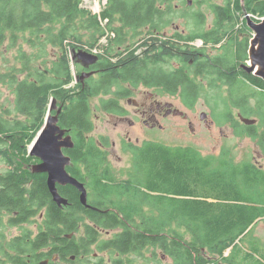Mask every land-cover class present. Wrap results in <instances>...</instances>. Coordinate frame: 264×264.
Returning <instances> with one entry per match:
<instances>
[{"label": "trees", "instance_id": "16d2710c", "mask_svg": "<svg viewBox=\"0 0 264 264\" xmlns=\"http://www.w3.org/2000/svg\"><path fill=\"white\" fill-rule=\"evenodd\" d=\"M222 1L211 5L217 20L212 32H221L228 26L233 29L229 33L232 38L223 47L225 54L205 60L197 58L193 66L181 56L183 52L194 53L188 43L196 40L206 43L205 21L199 12H194L190 15L195 20L190 26V34L175 31L173 39H167L166 30L176 21V13L180 14L176 0H107L100 15L84 9V0H0V46L6 41L7 32H31L38 38L40 51L44 44L39 38L47 36L50 38L46 44L62 47L65 51L64 46L69 43L74 52L83 42L80 30L87 32L86 43L90 47L97 44L106 31L115 33L117 38L114 39L113 50L123 47L125 51L122 54L126 58H138L136 52L148 46L157 59V66L145 63L141 57V62L134 66L141 75L150 72L157 76L161 91L179 94L189 108L196 105L204 81L211 89H228L230 102L224 101L228 110L227 121L232 123L237 134L257 140L264 155V130L259 128L264 125V81L241 68L249 61L252 36L247 22H240L245 10L248 14L264 18V0ZM180 17L186 18L187 15ZM100 19L109 20L108 29L101 25ZM57 24L60 26L52 29ZM241 24L243 26L239 28ZM158 41L163 45L154 48ZM135 44L138 47L132 48ZM23 56L26 57L25 54ZM172 59L182 62L181 68L173 69V73L167 65ZM29 61L32 64L35 59L30 56ZM102 66L110 64L104 62ZM27 68L26 78L11 81L15 112L24 119L11 120L4 111L0 113V144L6 146L0 152L10 165L0 173V211L27 212L28 217L44 213L47 246L50 239L65 237L74 228L73 212L80 211L82 205L71 189L73 187H58L60 194L69 202L67 207L59 208L49 192L46 174H33L22 166L11 165L17 163L12 159L14 154H20L25 165L39 162L29 155L28 147L42 129L51 100L55 99L62 107L60 126L69 130L74 141V149L68 153L74 163L70 172L81 180L83 177L78 172L85 170V178L92 181L89 186L95 202L104 199L106 203L115 205L144 237L160 232L173 235L175 241L178 240V243L174 242L173 255L177 256L182 251V243L188 244L189 264H195L193 253L213 254L217 260L225 262L237 257L239 264H261L244 250L242 237L251 235L257 220L264 217L263 166L251 161L236 162L227 153L204 155L192 146L145 142L129 148L133 168L129 170L127 179L122 184L105 182L115 180L116 176L109 166L106 167L108 160L104 147L89 136L94 130L89 97L110 93L116 77L125 78L133 66L123 70L111 68L104 72L105 77L85 90L77 84L72 85L74 78H79V72L76 66L74 77L72 60L66 51H61L58 60L45 71L39 67L32 68L29 63L25 64ZM251 98H257V109L251 106ZM103 105L110 112L116 108L114 100ZM233 108L238 109L243 117L259 115L260 125H241L233 118ZM133 195L140 197L139 204L148 210L145 212L141 208L143 215L138 221L124 211V206L132 205L127 200ZM111 245L116 251L121 250L118 237L111 241ZM250 248L264 259V253L256 246ZM228 250L231 253L226 258ZM208 262L209 259H205L201 264Z\"/></svg>", "mask_w": 264, "mask_h": 264}, {"label": "flooded vegetation", "instance_id": "af4514ba", "mask_svg": "<svg viewBox=\"0 0 264 264\" xmlns=\"http://www.w3.org/2000/svg\"><path fill=\"white\" fill-rule=\"evenodd\" d=\"M216 4L219 3L216 2ZM216 21V16L213 15L209 28L204 30L206 43L203 44L207 47L212 46L219 48L221 52L215 56H222L225 54L223 47L227 45L232 38L229 33L233 32V29L228 26L226 29L223 28L221 32H212ZM174 25L175 23L173 21L171 28ZM234 32L236 33V30ZM173 35L174 32L172 35L169 34L167 38L172 40ZM115 38L117 37L114 33L111 37L112 44H114ZM196 41L203 42L201 40ZM190 43L187 44L189 47H191ZM95 45L96 44H94V46ZM161 45H163V43L158 41L153 47L157 48ZM145 48H147V50L144 52L142 50L136 52L138 58L135 59L133 57L126 58L125 54H122V52L125 51L123 47H119L118 51H114L112 48H107L106 51H98L97 54H93V56L96 57V62L93 65H83L79 61L73 59L72 62L77 66L80 76L78 80H76V84L80 86L82 90H85L87 86L93 85V82H97L102 77H105V71L111 68H122L123 70L124 68H129V66H133L134 68L135 65L141 62V57H143L145 63H151L157 66V59L150 50L151 48L148 46ZM169 48L171 47L169 46ZM155 53L156 51L154 54ZM182 54L183 56L181 57H185L190 66L195 64L197 58L205 60L213 57L211 54H205L199 50H194V53L183 52ZM104 62H108L110 66L103 67L102 64ZM181 63L179 62L177 66L169 67V71L173 73V69H180L182 66ZM241 68L245 71L242 65ZM90 73V77H85L84 80L82 79V74L87 75ZM115 80L116 81L110 87V93L89 97L90 118L92 119L91 100L93 98H98L100 102L101 98L100 105L102 111L108 120L116 122V131L119 130V133L124 135V139H128H126L127 143H133L131 135L137 134L139 130L145 133H147V130L163 132L165 130L163 121L183 118L190 126L192 125L193 119L189 114L183 111L184 115L174 114V110L178 109L176 103L166 100L161 94V89L157 85V76L152 75L150 72L141 75L137 68H134L128 70L125 78L118 76ZM204 84L209 86L207 81H204ZM167 95L172 97L175 96L171 94ZM111 100L116 102V108L112 112L103 108V104ZM58 107L61 106L58 105ZM186 108L191 109L187 106ZM52 114H55V112H52ZM60 117L61 116H59V122ZM203 124L207 127L211 125V123L205 119L203 120ZM61 128L66 129L63 127ZM69 133H67V135ZM104 137L107 136L102 135L100 139H97V143L99 146L104 147V151H107L108 147L103 141ZM136 141L138 144L133 143L134 147H138L145 142H151L140 140V138H137ZM113 145L115 146V144ZM73 149L74 147L72 149H64V152L67 156L71 157L68 153ZM73 164L71 158V164L67 168L70 175H72L70 170L74 168ZM107 166L110 167L116 178L115 180L112 179L105 182L111 184L118 182L122 184L124 178L119 177V171H116L108 163L106 164V167ZM28 168L29 167H25L27 170ZM78 175L83 177L79 181L83 183L87 189L88 204L91 207H86L80 202L82 209L80 211L74 210L73 212L74 228L72 232L66 234L65 237H53L52 240H49L48 246L46 245L44 237L46 232L44 213H35L34 217H28L29 214L27 212L0 211V264H178L179 260H181V264H189L190 249L188 244L182 243V251L176 256L173 255L175 249L174 242L178 243V240L175 241L173 235L160 232L149 233L146 234L145 237L142 236L135 228L134 224L129 223L121 210L116 208L115 205L106 203L104 199H99L95 202V197L91 195L89 186L92 181L85 178V170L79 171ZM64 188L71 187L65 186ZM71 189L80 201V191L74 187ZM136 196L137 195L128 197L127 201L128 203H132V205L124 206V211L131 216L132 219L138 221L139 217L143 215V211H141L143 206L139 204L141 198ZM143 208L145 212H148L145 207ZM261 222H264V217L259 218L256 225ZM126 225L128 227L127 230ZM117 237L120 241V251H116L111 245V241ZM262 241L263 238L258 237L257 234L242 237L244 250L249 252L250 256L252 255L253 260H259L261 264H264V259L260 258L258 254H254L250 248L251 246H256V249L264 253V242ZM246 247H248V249H246ZM230 253L227 252L225 257L228 258ZM217 264H239V259L237 257H231L230 261L228 260L225 262L221 260L217 262Z\"/></svg>", "mask_w": 264, "mask_h": 264}, {"label": "rangeland", "instance_id": "374dc122", "mask_svg": "<svg viewBox=\"0 0 264 264\" xmlns=\"http://www.w3.org/2000/svg\"><path fill=\"white\" fill-rule=\"evenodd\" d=\"M189 1L192 2L191 5L188 3ZM216 2L219 4L223 3L222 0H176V4H178L180 8L178 11L180 14L176 13L177 19L174 21L175 25L172 26V28L169 27L166 30L165 35H172L173 32L175 33L177 30L184 35H189L191 32L190 26L194 21V18H190V15H193L194 12H199L204 21L206 20L203 31L206 30L209 28L213 19L211 4ZM82 7L94 15L93 4L91 2H83ZM103 8L104 7H101L99 10L101 11ZM182 14L187 15V17H180ZM249 15L256 21V23H260L262 20V18L253 16L252 14ZM241 18L240 22H247L245 14L241 16ZM59 26L60 25L57 24L52 27V29L56 30V27ZM115 26H118V24H115ZM242 26L243 25L241 24L239 28ZM248 28L251 30L252 40L254 32L250 27ZM106 29L108 28L106 27ZM79 34L83 37V42L82 44H78L77 49H79V51L83 50L88 52L86 49L90 48V46L86 42L89 36H87L88 34L85 30H80ZM246 36L247 34H244V37ZM49 38L50 37L47 36L39 38L42 40V44H44L40 51L38 38H35L31 32H7V39L5 43L0 46V106L2 108L0 109V113L4 111L6 116H10L11 120L24 119L22 115L15 112V95L14 90L11 87V81L24 79L28 76V73L25 72L28 71L29 68L25 69V64L29 63L30 67H39L40 70L45 71V69H48V66H51V63L57 60L61 51H66V54L70 57L71 48L69 43L64 46V51L62 47H54L53 44H46L47 39ZM203 43L204 42L194 41L193 43H190V46L193 50H199L205 54L209 53V55L211 54L212 56L220 54L221 50H219V48L212 46L207 47ZM136 47H138L136 44L132 46V48ZM107 48L113 49L110 36L101 38L93 49L100 52L106 51ZM140 50L144 52L147 48L143 47ZM23 54H25L26 57H24ZM30 56L35 59L32 64L29 61ZM178 63V59H172L167 65L168 67H174L177 66ZM72 69L75 77L77 71L74 64ZM75 79L76 78H74L72 85H76ZM160 92L166 100L175 102L179 110L191 116L193 119L192 125L190 126V124L183 118L163 121V124L165 125V130L163 132L147 130V134L142 130H139L137 134L131 135L134 144H138L136 139L140 138V140L162 143L168 146H192L196 147L204 155H220L222 153H227L236 162L251 161L260 166H264V155L261 152L258 141L253 140L249 136L237 134L232 123L227 121L226 111L228 110L225 108L224 101L227 103L230 102L228 101V89L223 88L221 90H215L211 89L208 85L203 84L197 103L191 109L186 108L180 95L172 97L165 94L163 91ZM100 102L98 98H93L91 100L94 131L93 133H90L89 136L96 140L100 139L102 135L107 136L104 137L103 141L108 147L106 151L108 164L116 171H119V177L126 180L129 170L133 168V158L129 151V148H133V143H127L128 139H124V135L119 133V130L116 131V122L108 120L102 111ZM257 103V98L250 99V104L253 108L257 109ZM232 112L234 120H237L241 125H244L238 116L241 112L235 108H233ZM7 113H9V115H7ZM202 114H205V120H208L211 123L210 127L203 124ZM244 117L257 119V125H260L259 121H261V118L259 115ZM259 128L260 130H264V125ZM113 144H115V146ZM5 147L4 144H0V151L4 150ZM2 154L3 152H0V173L5 172L10 167ZM12 159L17 162L11 163L13 167H29L28 171L31 172V164L25 165V163H23L24 159L20 154H14ZM252 234H257L258 237H262V242H264V222L257 224L253 229ZM229 251L230 250H228V252ZM193 258L195 264H201L205 259H209L208 264H217V262L221 261L217 260V257L213 254H207L206 256L205 253H193Z\"/></svg>", "mask_w": 264, "mask_h": 264}, {"label": "water", "instance_id": "95a60500", "mask_svg": "<svg viewBox=\"0 0 264 264\" xmlns=\"http://www.w3.org/2000/svg\"><path fill=\"white\" fill-rule=\"evenodd\" d=\"M191 5V1L188 2ZM247 18V25L253 30V39L250 42L248 51L249 61L242 65L248 74H253L260 77L264 81V18L260 23L251 18L245 10ZM74 60L79 61L83 65H93L96 62V57L85 51H74ZM90 74L81 77H90ZM80 77V76H79ZM78 80V78H77ZM55 112V114H52ZM62 112V107H58L55 99L51 100L45 123L38 133L37 137L29 147V155L39 160V162L31 165V173L33 174H46L47 186L52 196L54 203L59 208H64L69 205V202L64 198L58 187L71 186L80 191V202L86 206L88 204V192L83 183L70 175L67 168L71 164V158L67 156L64 149H72L74 141L69 133V130L62 129L59 125V116ZM175 115H184L181 110H174ZM240 121L247 126L255 125L256 119L243 117L238 115ZM206 118L202 114V120ZM67 133H69L67 135Z\"/></svg>", "mask_w": 264, "mask_h": 264}, {"label": "built area", "instance_id": "2783aa9c", "mask_svg": "<svg viewBox=\"0 0 264 264\" xmlns=\"http://www.w3.org/2000/svg\"><path fill=\"white\" fill-rule=\"evenodd\" d=\"M89 1L93 4V12L96 15H100L101 11L106 7L107 5V0H84V2ZM101 7H104L101 11L99 10ZM101 25L106 28L108 26L109 20H101ZM114 33L113 32H107V34L104 37L107 36H112ZM94 47L87 48L86 51H88L90 54H97V51L93 49ZM74 52L71 50L70 53V58L73 60ZM73 66V62H72Z\"/></svg>", "mask_w": 264, "mask_h": 264}, {"label": "clouds", "instance_id": "9594fccd", "mask_svg": "<svg viewBox=\"0 0 264 264\" xmlns=\"http://www.w3.org/2000/svg\"><path fill=\"white\" fill-rule=\"evenodd\" d=\"M262 21V20H261ZM75 51H79V50H75ZM83 51V50H82ZM77 80V79H76Z\"/></svg>", "mask_w": 264, "mask_h": 264}]
</instances>
